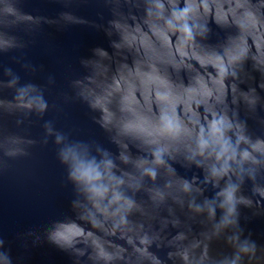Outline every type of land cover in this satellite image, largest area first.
<instances>
[{"label": "clouds", "instance_id": "obj_1", "mask_svg": "<svg viewBox=\"0 0 264 264\" xmlns=\"http://www.w3.org/2000/svg\"><path fill=\"white\" fill-rule=\"evenodd\" d=\"M58 2L66 10L49 18L0 0V55L23 53L44 24L103 31L111 51L81 57L61 97L99 113L107 144L55 120L34 139L33 118L62 111L46 98L55 78L22 82L0 64V174L51 140L72 190L71 214L17 236L22 253L0 235V264H27L45 244L72 264H264V233L248 228L264 219V0ZM90 2L108 17L71 10ZM193 53L216 69L210 88L184 67ZM13 61L38 71L22 54Z\"/></svg>", "mask_w": 264, "mask_h": 264}, {"label": "water", "instance_id": "obj_2", "mask_svg": "<svg viewBox=\"0 0 264 264\" xmlns=\"http://www.w3.org/2000/svg\"><path fill=\"white\" fill-rule=\"evenodd\" d=\"M23 10L32 15L56 18L66 9L58 0H24ZM71 10L90 20L97 19V12L100 11L104 12L106 18L109 15L94 2L74 5ZM213 28L219 32L214 25ZM219 35L222 36L223 33L219 32ZM31 39L34 42L23 53L0 55V64L11 67L20 75L22 82L46 84L50 75L55 78V86L46 93V98L50 104H61L62 111L50 109L42 119L34 117L36 122L30 129L31 136L39 140L43 135V121L55 120L58 128L72 130L81 136L94 135L107 144L105 133L92 119L99 113L91 112L79 102L63 104L61 93H70L69 81L82 72L79 64L81 57H90L92 49L96 47L111 51L109 38L103 31L86 25H68L58 29L55 25L44 24ZM131 39L135 42L136 38ZM250 43L251 54L257 55V43ZM21 54L37 67L35 74L25 72L20 65L14 63L13 57ZM190 59L194 63L188 62L184 67L189 72H196L197 77L210 88L216 69L209 71L206 62L195 53ZM4 95L11 99L9 92ZM106 103V95L96 98L99 111L103 112ZM31 151L30 157L10 161L11 168L0 174V235L12 242L14 251L18 254L23 252L16 239L19 234L28 230L41 231L50 220L63 214H71L69 203L72 190L65 183V169L56 158L55 146L50 140L47 146L38 144ZM248 228L257 234L264 233V219H254L248 224ZM27 264H72V259L66 253L45 244L27 253Z\"/></svg>", "mask_w": 264, "mask_h": 264}]
</instances>
